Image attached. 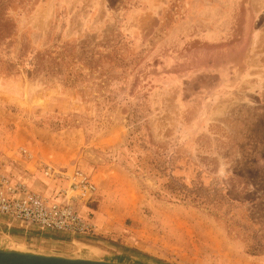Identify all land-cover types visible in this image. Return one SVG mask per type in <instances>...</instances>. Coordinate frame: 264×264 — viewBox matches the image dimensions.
<instances>
[{"label":"rangeland","instance_id":"374dc122","mask_svg":"<svg viewBox=\"0 0 264 264\" xmlns=\"http://www.w3.org/2000/svg\"><path fill=\"white\" fill-rule=\"evenodd\" d=\"M32 154L50 193L13 172ZM0 159L46 196L44 164L96 186L92 233L0 215V247L264 264V0H0Z\"/></svg>","mask_w":264,"mask_h":264},{"label":"built area","instance_id":"2783aa9c","mask_svg":"<svg viewBox=\"0 0 264 264\" xmlns=\"http://www.w3.org/2000/svg\"><path fill=\"white\" fill-rule=\"evenodd\" d=\"M42 173L44 177L63 180L64 186L58 187L52 196H46L32 190L24 181L0 173V215L23 228L39 231L71 235L95 231V225L79 209L95 196L96 186L91 178L79 169L50 164H44Z\"/></svg>","mask_w":264,"mask_h":264},{"label":"water","instance_id":"95a60500","mask_svg":"<svg viewBox=\"0 0 264 264\" xmlns=\"http://www.w3.org/2000/svg\"><path fill=\"white\" fill-rule=\"evenodd\" d=\"M9 227V226H8ZM6 226V228L8 229ZM22 233L31 234L39 230L14 226ZM9 230V229H8ZM42 232V231H40ZM44 233V232H42ZM0 264H120L104 260L72 258L61 255L41 254L31 251L0 249Z\"/></svg>","mask_w":264,"mask_h":264},{"label":"crops","instance_id":"0c3cea01","mask_svg":"<svg viewBox=\"0 0 264 264\" xmlns=\"http://www.w3.org/2000/svg\"><path fill=\"white\" fill-rule=\"evenodd\" d=\"M31 156L32 157L25 158V159H22V158H19L18 156H16V157H18V159H16L15 162L12 163V165L16 167L15 170L13 169V172L17 171V172L22 173L27 178V180L30 183H32L30 185H32L34 190L45 193V194L52 192L53 191L52 189L54 188V186L53 185L50 187L46 186L45 185L46 183L43 181L41 176H39L40 173L38 171L39 170L38 169V163H39L38 161L44 160L45 157L43 158V156H41V154L40 155L32 154ZM41 180L43 182H41ZM8 224L5 221V219H3V218L1 219V221H0V238L6 239V238H10V236H13L10 234V230H8L6 228V225L8 226ZM15 225L18 227H21L18 224H15ZM12 234H14V233H12ZM15 234H16V236L18 235V236H22V237L28 235V234H25L22 232H18ZM0 249H9V248L0 247Z\"/></svg>","mask_w":264,"mask_h":264}]
</instances>
